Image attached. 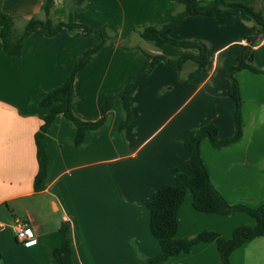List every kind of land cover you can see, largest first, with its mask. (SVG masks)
<instances>
[{
	"label": "crops",
	"instance_id": "obj_1",
	"mask_svg": "<svg viewBox=\"0 0 264 264\" xmlns=\"http://www.w3.org/2000/svg\"><path fill=\"white\" fill-rule=\"evenodd\" d=\"M42 1L1 0L0 8L19 26L33 16L43 17ZM238 1L264 12V0ZM71 6L74 22L110 36L74 79L70 110L82 121L97 120L101 96L119 91L146 70L152 54L176 57L199 52L196 47L149 43L137 33L145 25L164 24L172 12L181 11L183 5L175 0H53L52 18L66 20ZM257 29L242 13L230 23L183 18L172 36L207 44L208 64L201 67L190 60L176 70L159 61L134 93L128 125L119 129L123 108L120 112L114 100L108 123L87 131L79 146L72 143L74 126L58 115L44 137L48 163L40 191L33 189L34 134L47 109L39 100L62 85L97 38L75 28L51 36L35 29L18 54L5 53L0 42V264H58L53 250L60 245L64 220L69 223L73 264H147L146 257L157 254L159 246L150 232L146 202L160 186L173 182V167L191 172L182 141L194 128L213 123L220 138L234 134L228 69L250 49L262 72L241 69L235 74L243 135L220 149L204 139L200 151L212 182L228 203L225 192L237 180L263 181L264 34ZM196 213L187 195L178 214L179 237L203 229L230 236L243 223L255 224L241 215L244 212ZM16 220L31 223L37 244L26 248L16 240ZM159 264L222 263L215 243L202 242Z\"/></svg>",
	"mask_w": 264,
	"mask_h": 264
},
{
	"label": "trees",
	"instance_id": "obj_2",
	"mask_svg": "<svg viewBox=\"0 0 264 264\" xmlns=\"http://www.w3.org/2000/svg\"><path fill=\"white\" fill-rule=\"evenodd\" d=\"M183 5L181 11L171 13L168 22L164 24H148L137 30L139 37L149 43H170L185 48H198V54L185 51L176 57H168L162 54H152L146 70L135 78L129 80L126 85L117 92L105 93L100 98V117L92 122L82 121L70 110V102L74 98L73 83L78 70L85 63L95 57L110 39L101 30L94 29L85 24L76 23L72 19V7H68L67 19L55 21L52 18L53 0H43L41 11L43 17L33 16L25 20L21 30H16L15 19L4 13L0 8V42L3 51L7 54H18L21 45L28 34L39 29L47 36L54 35L60 30L80 29L83 33H92L96 36L95 45L86 50L79 62L75 65L71 74L62 85L50 90L39 100V106L47 109L42 117V123L34 134L36 147L37 172L33 179V189L40 191L45 186L48 155L45 151L44 137L47 129L58 115H62L75 128V136L72 143L76 146L82 144L86 132H94L109 121V110L114 99L119 97L122 101L123 119L119 129H123L132 120V103L136 89L145 83L150 73L159 61H163L169 67L180 70L186 61H194L198 66L208 64V46L201 40L177 39L172 33L178 23L187 16H198L216 20L221 23H230L238 13L250 16L257 24L258 34H264V12L256 9L253 4H246L238 0H175ZM78 5L81 1H77ZM1 4V0H0ZM241 69H249L253 72H262L254 63L253 51L250 49L238 55L235 65L228 69L230 81L229 96L232 100V112L235 122V131L231 137L220 138L218 126L207 123L193 129L192 133L183 139L182 143L188 153L191 172L187 173L177 167L172 168L173 182L160 186L146 202L149 213V228L152 236L157 240L159 252L146 257L147 264H159L168 258L180 253H188L198 243L214 242L222 264H231L232 252L244 243L257 237L264 236V208L259 206L251 208L243 203L230 204L212 182L200 151L202 140H209L213 148L220 149L238 142L243 135L242 125V98L240 95L239 81L236 72ZM191 196L192 208L205 214H233L245 212L251 216L255 224H244L233 229L230 236H223L217 231L203 229L192 236L178 237L179 210L186 199ZM69 223L62 221L59 227L61 234L60 245L53 250V256L58 264H73L71 256V244L69 239ZM264 264V263H263Z\"/></svg>",
	"mask_w": 264,
	"mask_h": 264
},
{
	"label": "rangeland",
	"instance_id": "obj_3",
	"mask_svg": "<svg viewBox=\"0 0 264 264\" xmlns=\"http://www.w3.org/2000/svg\"><path fill=\"white\" fill-rule=\"evenodd\" d=\"M21 28H22V25L16 26V30H21ZM114 100L117 101L118 103L117 106L119 107V111L122 112L121 99L117 97ZM225 193L228 199H230L229 200L230 204L243 203L251 208H257L262 205L264 208V180L263 181L258 180L257 178V179H253L252 183H249L248 179L241 178L237 180L235 184L231 185L230 188H227ZM196 214L205 216L204 215L205 213L200 214V212H197ZM241 215L253 220L252 217H250L245 212L241 213ZM197 222L199 223V221ZM244 224H248V223H243L241 225H244ZM156 244H157V241H156ZM230 261H231V264H263L264 263V237L252 239L251 241L245 243L243 246H240L237 249H235L231 254Z\"/></svg>",
	"mask_w": 264,
	"mask_h": 264
},
{
	"label": "built area",
	"instance_id": "obj_4",
	"mask_svg": "<svg viewBox=\"0 0 264 264\" xmlns=\"http://www.w3.org/2000/svg\"><path fill=\"white\" fill-rule=\"evenodd\" d=\"M15 237L16 240L24 247L28 248L31 246H26L31 239H35L38 242L37 234L31 223L26 220H16L14 222ZM31 233V235H29ZM37 244V243H36ZM35 245V244H34ZM32 245V246H34Z\"/></svg>",
	"mask_w": 264,
	"mask_h": 264
},
{
	"label": "clouds",
	"instance_id": "obj_5",
	"mask_svg": "<svg viewBox=\"0 0 264 264\" xmlns=\"http://www.w3.org/2000/svg\"><path fill=\"white\" fill-rule=\"evenodd\" d=\"M36 243H37V241L35 239H31L26 246H32V245H34Z\"/></svg>",
	"mask_w": 264,
	"mask_h": 264
},
{
	"label": "snow or ice",
	"instance_id": "obj_6",
	"mask_svg": "<svg viewBox=\"0 0 264 264\" xmlns=\"http://www.w3.org/2000/svg\"><path fill=\"white\" fill-rule=\"evenodd\" d=\"M29 235H31V233H29Z\"/></svg>",
	"mask_w": 264,
	"mask_h": 264
}]
</instances>
